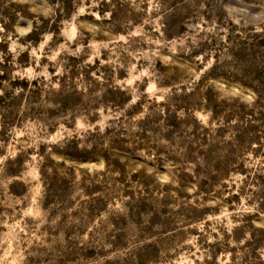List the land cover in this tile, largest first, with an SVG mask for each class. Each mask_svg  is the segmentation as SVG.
<instances>
[{
	"label": "rangeland",
	"instance_id": "rangeland-1",
	"mask_svg": "<svg viewBox=\"0 0 264 264\" xmlns=\"http://www.w3.org/2000/svg\"><path fill=\"white\" fill-rule=\"evenodd\" d=\"M0 264H264V0H0Z\"/></svg>",
	"mask_w": 264,
	"mask_h": 264
}]
</instances>
